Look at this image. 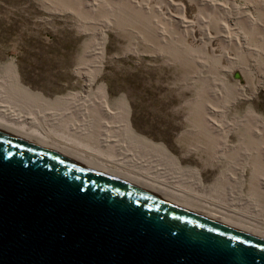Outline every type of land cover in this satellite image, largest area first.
<instances>
[{
    "label": "bare ground",
    "instance_id": "1",
    "mask_svg": "<svg viewBox=\"0 0 264 264\" xmlns=\"http://www.w3.org/2000/svg\"><path fill=\"white\" fill-rule=\"evenodd\" d=\"M46 1L98 26L97 41L85 52L89 62L82 68L89 84L100 69L105 28L122 23L128 10L143 18L150 40L163 46L178 37L188 59L200 66L212 57L222 60L225 72L240 71L250 78L249 65L236 66L237 59L230 54L244 50L264 57V0ZM11 70L8 78H0V141L167 203L170 211L194 216L206 231L264 249V123L259 115L248 112L226 120L225 101L220 108L217 100L204 105L199 122L211 138L217 137L214 160L209 162L217 170L206 184L200 169L180 164L179 158H170L131 134L122 99L113 106L98 87L84 96L72 94L44 105L39 97L14 90ZM221 92L215 89L216 97L222 98ZM231 134L237 135L236 144L230 143Z\"/></svg>",
    "mask_w": 264,
    "mask_h": 264
},
{
    "label": "rangeland",
    "instance_id": "2",
    "mask_svg": "<svg viewBox=\"0 0 264 264\" xmlns=\"http://www.w3.org/2000/svg\"><path fill=\"white\" fill-rule=\"evenodd\" d=\"M54 4L0 0V78H8L11 67L14 90L50 105L58 98L84 96L99 87L111 105L124 101L125 121L134 137L170 158H179L184 166L200 169L206 184L217 170L210 165L217 137L211 138L199 122L204 105L217 100L220 108L223 100L226 120L240 119L249 112L264 123V57L244 50L230 54L237 59L236 66L249 65L250 78L240 71L225 72L222 60L212 57L200 66L188 59L178 37L163 46L150 40L143 18L128 10L122 23L105 28L100 69L89 84L82 68L89 62L85 52L97 41L94 29L98 26ZM215 89L222 91V98L216 97ZM229 137L236 144L237 135Z\"/></svg>",
    "mask_w": 264,
    "mask_h": 264
},
{
    "label": "water",
    "instance_id": "3",
    "mask_svg": "<svg viewBox=\"0 0 264 264\" xmlns=\"http://www.w3.org/2000/svg\"><path fill=\"white\" fill-rule=\"evenodd\" d=\"M6 142L0 264H264V249L206 231L167 203Z\"/></svg>",
    "mask_w": 264,
    "mask_h": 264
}]
</instances>
